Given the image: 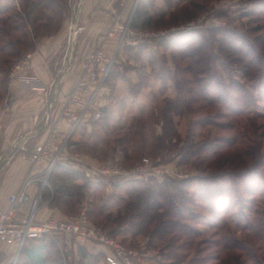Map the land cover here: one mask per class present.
I'll list each match as a JSON object with an SVG mask.
<instances>
[{
    "label": "rangeland",
    "instance_id": "rangeland-1",
    "mask_svg": "<svg viewBox=\"0 0 264 264\" xmlns=\"http://www.w3.org/2000/svg\"><path fill=\"white\" fill-rule=\"evenodd\" d=\"M73 1L74 13L66 8L58 26L78 16L83 0ZM172 1L169 7L167 0H143L149 4L148 11L155 18L151 26L139 23L136 32L132 31L134 15L128 21L131 17L129 14L126 21L133 34L127 36L125 42L137 41L138 44L133 46L123 42L118 45L120 38L119 35L115 36L118 51H115L114 45L109 50L105 49L109 57L115 58L113 69L99 86H104L105 91L99 97H96L98 91H95L91 99L94 107L90 111L93 115L101 114L100 119L94 120L100 121L110 113L113 121L120 118L127 128L135 124L136 128H140L142 124V130H134L139 131V135L133 136L137 138L134 146L141 149L134 154L131 152L133 162L125 161L120 148L113 153L103 142L96 152L90 151L88 147L95 140L112 142L121 132L127 131L113 132L111 129V133L105 134L100 126L92 124L97 121H90L92 130L77 136L74 141L78 144L76 147L69 146L70 141L67 142L70 159L66 164L75 162L80 165L79 169L83 172L73 169L82 173L77 181L79 185L88 186L90 181L99 190L83 189V198L78 202L74 200V211L62 207L58 209L61 212L58 215L62 219L78 216L85 208L90 223L109 241L126 252L138 254L128 256L132 264H259V259L264 258V244L251 231L245 230V225L249 219L258 220L257 212L264 208V181L256 178L254 183H250V178L245 176L247 170H261L263 165L259 162L264 155V137L260 136L264 132V129H260L264 127V80L261 84L245 79L243 68L236 63V58L250 52L248 62H253L254 52L250 51L252 44L264 59V0H192L182 4ZM161 12L164 15H159ZM193 31L205 35L208 71H204L205 62L195 66L189 59L181 60L178 51L169 49L171 45L168 43H162L168 37ZM152 34L155 35L152 45L147 44L146 38L142 37L143 40L139 37ZM14 37H21V34ZM74 39L76 41V36ZM197 43L201 44L203 40L199 38ZM227 46L233 47L235 56H238L225 58L227 53L222 50ZM240 47L243 48L242 54L237 52ZM178 83L183 88L182 92L177 87ZM246 94L254 102L240 114L234 111L237 103L232 102V106H229V98L244 101ZM168 101L173 106L183 104L176 109L180 116L173 115L181 140H172L161 147L156 140L162 134V116L169 106ZM140 106L145 108L141 115L138 114ZM136 119L139 123H135ZM229 143L236 144L229 147ZM189 145H199L205 150L196 151L185 159L183 156ZM247 148L249 152H245ZM144 159L152 163V166L145 168L147 173L139 178H119V182L138 180L148 183L149 179L159 183L188 181L189 186L184 190L193 203H184L186 220L179 219L183 232L152 238L144 233L136 235L126 223L118 228V225L105 222L107 216H112L113 220L119 216V207L112 206L117 197L127 198V185L118 190L113 186L117 182H112V177L108 175L100 177L96 183L84 171L121 169L129 172L141 167ZM48 169L50 177L53 169ZM59 174L57 172L50 181L47 180L46 187L49 188L43 195V203L49 201L53 208H57L52 205L53 185L55 180L62 178ZM236 176L244 178L237 181ZM218 177L222 179L220 183L215 180ZM217 184H220L219 190L226 191V196H232L228 216L220 210L218 200L215 202L211 194L203 192V189L210 188L217 193L214 187ZM247 186L254 191L247 194ZM161 201L167 205L164 199ZM43 203L39 204V209ZM55 242L52 264L54 257L56 264H110L107 258L118 255L115 246L106 243L88 241L92 246L86 248L75 239L63 236ZM80 248L85 250L86 258L81 256ZM123 259L120 258L118 262L124 264ZM261 263L264 264V259Z\"/></svg>",
    "mask_w": 264,
    "mask_h": 264
},
{
    "label": "trees",
    "instance_id": "trees-1",
    "mask_svg": "<svg viewBox=\"0 0 264 264\" xmlns=\"http://www.w3.org/2000/svg\"><path fill=\"white\" fill-rule=\"evenodd\" d=\"M142 1L143 0L140 1L133 16L132 31L134 32L137 31L139 23H145L146 26H151L155 18L154 14L152 15L148 11L149 4ZM190 1L192 0H176V4L188 3ZM172 3L173 1L170 0L167 5L171 7ZM66 8L70 9L69 0H19V9L14 6L8 9H3L0 6V100L3 98V94L6 90L12 66L19 61L24 54L30 52L34 48V40L37 37L52 33L55 29H57L59 24L58 22H60L64 13H66ZM159 15H164V12H161ZM15 34H21V37L15 38ZM196 35L200 38V40H203V43H197L199 38L197 39ZM204 37L205 35L193 31L190 34L186 33L175 37H168L166 40L163 39L162 43H168L171 45L169 46V49L178 51L181 60L189 59L194 62L195 66L205 62L204 71H208V60L206 58L207 43L204 41ZM250 45L251 53H255V55L253 53L252 58L254 60L250 63L248 62L250 52L243 57H241L242 55H237V57L235 56V50L233 51V47H223L222 51H226L225 53L227 54L224 56L227 59H230L233 56L237 57L236 63H239V65L243 68L245 79L251 81L252 83L259 82L262 84V80H264V59L259 53V50L256 49L254 45ZM239 49L240 50L237 52L242 54L243 48L240 47ZM177 87L181 92L183 91V88L179 86V83L177 84ZM229 99V106H232V102L237 103L234 111L240 114H243L244 110H247L248 106L252 105L254 102L253 98L247 94L246 98L243 99L244 101L235 97ZM186 105L187 103L185 102V106ZM180 106H183V104L180 103L177 106H173L170 102L169 106L163 111L162 134L158 136L156 140L161 147H164L167 142L171 143L172 140H177L179 142L181 140L173 116L174 114L178 117L180 116V113L176 110ZM144 111L145 108L140 106L138 114L141 115ZM113 120L112 115L107 113L105 118H102L100 121L98 120L92 124L100 126L105 134L111 133V129L112 131H123L125 129L127 131L124 133L121 132L112 142H108L106 139L105 142L103 139L95 140L93 145H90L91 147H88V149L96 152L98 145L103 142L105 143V147L107 148L108 146L110 151L113 153L120 148V150L124 153L125 161L133 162L134 158L132 159L131 152L134 154L139 152L141 149L140 146L137 148L134 146V143L136 142L135 140H137V138L135 139L134 137L139 135V131L134 130H142L143 126L141 124L140 128H136L135 124L130 128H127L125 124L122 123V119L119 118L116 121ZM135 123H139V120L136 119ZM260 129H264V127L261 126ZM76 131L82 135L86 129L79 127ZM262 135L264 137V132L260 136ZM235 144L236 143H229V147H233ZM77 145L78 144L76 143L75 147ZM220 146H222V144H220ZM260 147H262V144H260ZM206 148L208 149L210 147L206 146ZM202 149L203 151L205 150V148L200 147L199 145H189L187 152L183 157L188 159V157L193 155L192 153H196V151L200 150L202 151ZM245 152H249V148H247ZM215 153L217 152L215 151ZM259 163L263 164L262 167H260L264 169V155L261 156ZM262 169L260 170L259 168H255L253 172L247 170L245 177L250 178V183H254L256 178L257 180L264 181V170ZM57 172L60 173L59 175H61L62 178L55 180V184L53 185L54 198L52 205L56 206L58 209L68 207L73 212L74 200L78 202L83 198V189H90L94 191L99 190L98 186L90 181L88 186L79 185L77 181L81 178L82 173L76 172L63 164H57L53 168L50 180ZM235 178L239 181L241 178L243 179L244 176H236ZM215 180L220 183L222 179L219 178ZM215 180H213V182ZM219 185L220 184H217V187L214 186L215 192L217 193H213L210 188L203 189V192L211 194L215 202L218 200L220 210L228 216L232 207V196H226L224 194L226 191L224 192L219 190ZM113 186L118 190L124 189L125 186L127 198L121 199L117 197L115 199V204H113L114 206L112 207H119L120 214L115 220L112 219V216H107L105 218L106 223H112V225L115 226L118 225V228L122 227L126 223V225L130 228V231H133L136 235L144 233L146 235H150L152 238L165 237L172 233L176 235L178 232L180 233L184 231L182 226L179 224V219L186 220L185 208L183 206L185 205L184 203H193L191 199H188V193L184 190L189 186L188 181H163L162 183H159L154 179H149L148 183H144L138 180H130L129 182H118ZM245 189L247 194L254 191L248 186ZM162 199L166 201L167 205L161 201ZM234 199H238V197H235ZM106 206L107 205L105 204V207ZM100 214L101 213H99V215ZM257 214L258 220L253 221L252 219H249L245 225V230L251 231L253 235L264 244V208L258 211ZM170 219L173 221L175 220V222L173 223ZM223 225L225 226V224ZM223 225L221 227H223ZM236 244L237 243H235V245ZM55 246V240L49 236H43L40 239L31 240L20 251L18 264H52L51 254L54 252ZM233 247L235 249V246ZM79 252L82 257L86 258V253L83 248H80ZM262 260L259 259L260 263ZM53 264H56L55 257Z\"/></svg>",
    "mask_w": 264,
    "mask_h": 264
},
{
    "label": "crops",
    "instance_id": "crops-1",
    "mask_svg": "<svg viewBox=\"0 0 264 264\" xmlns=\"http://www.w3.org/2000/svg\"><path fill=\"white\" fill-rule=\"evenodd\" d=\"M120 3L121 0H83L75 20H65L52 33L34 40V48L28 52L32 55L30 68L25 74L39 79L43 84L42 90L34 89L28 82L9 77L0 100V209L6 208L10 196L19 192L25 181L32 178L34 183L29 188L31 200L22 207L19 216L26 217L33 212L39 222L62 219L58 215H61L58 208L51 207L49 201L43 203V195L49 188L43 187V182L50 180L49 164L45 161L33 164L23 155L36 144L52 137L53 132L55 135V131V146L58 147L65 140L70 141L69 146H75L77 142L74 141L79 135L76 130L79 127L85 128L87 132L92 130L90 121L95 119V115L91 111L82 125L73 130V124L61 116L62 107L83 75L87 56L99 47L104 51L109 50L111 45L118 51L115 45L117 38L105 41V34L115 23L116 15L121 10ZM0 6L3 9L13 6L19 9V0H0ZM69 6L74 13L73 0H69ZM127 18L128 12L125 11L122 23ZM75 36L76 41L73 40ZM119 42L120 39L118 45ZM95 91H98L96 97H99L105 87L92 86L87 99L92 98ZM77 113L82 114V110L78 108ZM63 165L83 172L78 163ZM41 203L44 205L39 209ZM76 242L86 248L92 246L90 242ZM19 254L16 244H0V264H16Z\"/></svg>",
    "mask_w": 264,
    "mask_h": 264
},
{
    "label": "built area",
    "instance_id": "built-area-1",
    "mask_svg": "<svg viewBox=\"0 0 264 264\" xmlns=\"http://www.w3.org/2000/svg\"><path fill=\"white\" fill-rule=\"evenodd\" d=\"M138 2L139 0H121V10L116 15L114 25L105 35V41L119 35L121 40L120 44H123V42L133 46L138 44L137 41L125 42V38L132 35L133 32L129 30L127 21L122 23V15L125 11L129 12L128 17L131 13V17H129L130 19L128 20L131 21ZM139 37L146 38L145 41H147V44L152 45V38L155 37V35H143ZM31 56L32 55L28 53L20 61L15 63L10 71L9 77L28 82L34 89L42 90L43 84L39 79L36 77H28L25 74L30 68ZM114 62L115 58L109 57L102 47L95 49L85 59L83 75L68 95L61 112V116L73 124V130L82 125L86 115L90 109L93 108L92 98L90 97L87 99V93L90 88L92 86H100L102 81H104L105 76L113 69ZM78 108L82 110V114L77 113ZM94 117L95 119H100L101 114L96 113ZM55 132L57 134V131ZM55 135L53 132L52 137L44 142L36 144L31 151H25L23 157L33 164L45 161L49 164L51 170L57 164H66L70 159L66 149L68 141L65 140L60 146L56 147L55 140L57 138ZM150 166H152L150 160L144 159L141 167H136L129 172H124L121 169H114L111 171L99 170L98 172L87 169L84 173H86L87 177L93 182H99L100 177L108 175L109 177H112V182L118 183L119 178L128 179L141 177V175L146 172L145 168ZM33 183L34 179H27L21 190L10 196L8 206L0 209V244L2 242L14 243L18 246L20 252L31 240L40 239L43 236H49L54 240H59L60 237L63 236L68 239L73 238L79 242L95 241L104 244L106 243L110 246L114 245L118 255H115L114 257L109 256L107 258L108 262L110 264H120L118 260L125 257V260L123 259L124 264H132L129 261L128 256L132 255V257H135L138 254L135 252H126L118 245H115L113 241H109L105 235L101 234L99 229L90 223L85 208L82 209L78 216L66 219H49L44 222H39L35 219V214L33 212L29 216L20 217V210L31 200L29 188ZM46 185L47 179L43 182V187H46Z\"/></svg>",
    "mask_w": 264,
    "mask_h": 264
}]
</instances>
